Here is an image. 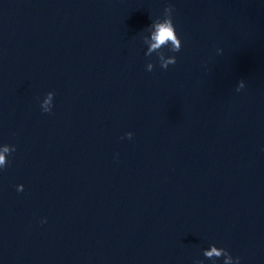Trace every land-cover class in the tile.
Masks as SVG:
<instances>
[{"label": "water", "instance_id": "obj_1", "mask_svg": "<svg viewBox=\"0 0 264 264\" xmlns=\"http://www.w3.org/2000/svg\"><path fill=\"white\" fill-rule=\"evenodd\" d=\"M4 144L0 264H264V0H0Z\"/></svg>", "mask_w": 264, "mask_h": 264}, {"label": "clouds", "instance_id": "obj_2", "mask_svg": "<svg viewBox=\"0 0 264 264\" xmlns=\"http://www.w3.org/2000/svg\"><path fill=\"white\" fill-rule=\"evenodd\" d=\"M173 12V6L169 4L164 9V18H158L159 22H157L156 19L149 26V28H154L155 31L150 33V40L152 42L145 53L146 56L150 57L155 52L159 59L160 66L165 70L169 67V65L176 64L177 58L175 56H166L162 49L169 46L172 52H180L182 49V41L177 34L176 27L173 22ZM145 42H148V38H146ZM146 67L147 71L151 72L154 70L155 65L152 62H149ZM240 87H243V82H241ZM237 90L239 91V89ZM52 95L53 93H49V99H51ZM47 103L48 101H45V105H47ZM42 110L46 113H50L52 108L43 107ZM131 135V133L127 134L129 138ZM2 146V150H0V170H5L9 164L8 156L16 151V146L8 144H4ZM17 190L22 192L24 190V186L19 185ZM204 256L208 259L213 257H223L224 264H233V260L235 261V264H240L241 261L240 257L234 258L227 249H219L217 246H212L210 251H205Z\"/></svg>", "mask_w": 264, "mask_h": 264}]
</instances>
